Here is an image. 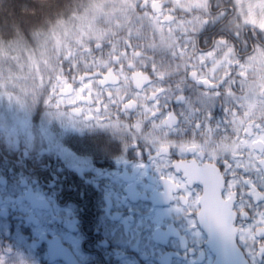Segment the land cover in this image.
I'll return each instance as SVG.
<instances>
[{"label": "trees", "instance_id": "1", "mask_svg": "<svg viewBox=\"0 0 264 264\" xmlns=\"http://www.w3.org/2000/svg\"><path fill=\"white\" fill-rule=\"evenodd\" d=\"M188 6L181 0H0V93L23 96L31 134L26 144L9 141L0 126V186L28 189L38 183L45 193L53 192L48 196L57 204H70L84 239L82 250L93 255L87 264L115 261L105 258L102 238L94 232L102 195L66 164V150L89 171L110 172L122 163L143 161L167 142L205 144L199 122L182 121L185 102L196 94L216 99L214 110L205 114L209 119L234 113V96L253 87L264 93V86H257L264 84V30L242 23L231 0ZM255 52L263 62L262 75L255 66L241 71ZM202 56L220 67L210 72ZM35 66L41 79L30 73ZM20 72L34 78L27 92L19 88ZM259 96L264 112V95ZM263 119L258 114L257 120ZM70 121L88 125L78 130ZM196 129L200 134L193 133ZM249 132L242 130V137ZM213 134L226 131L218 127ZM229 134L234 141L236 133ZM5 199L0 193V204ZM14 211L12 205L0 209L8 225L1 242L16 229L35 250L38 239L30 237L26 215ZM36 255V264L43 263Z\"/></svg>", "mask_w": 264, "mask_h": 264}, {"label": "rangeland", "instance_id": "2", "mask_svg": "<svg viewBox=\"0 0 264 264\" xmlns=\"http://www.w3.org/2000/svg\"><path fill=\"white\" fill-rule=\"evenodd\" d=\"M192 1L198 0H181L184 6L189 8L188 3ZM232 5L236 8L237 13L239 14L240 20L242 23L249 24L251 26H255L260 30H264V0H231ZM224 14V13H222ZM220 14V15H222ZM216 55V54H214ZM251 60L247 61L248 66L241 64V71L248 72L252 71L251 67L255 66L257 68V75H262V65L263 62L259 57V53L255 52L251 56ZM203 61L202 66L208 67L210 72L216 71L221 64L213 66L212 59L207 58L205 56L201 57ZM223 64V63H222ZM243 67H245L243 69ZM34 75V78L41 79V72L38 71V67H33V72H30ZM22 80L21 84H19V88L21 92H27L32 87V84L28 82V80L33 78L29 75V79L26 78L25 72H20ZM36 74V75H35ZM33 78V79H34ZM264 79V74L261 77ZM32 82V81H30ZM61 85V84H60ZM257 86L262 87L264 84L260 83ZM251 92V93H250ZM248 93V95H247ZM264 95V93L259 91L256 87L252 88L251 91H245L244 93L234 96V101L237 104V108L234 113H230L228 111L219 113L217 117H211L209 119L205 118L206 113H211L216 107V99L213 95L210 94H196V96L191 99V101H186L185 103V111L187 112L184 117H182V121L185 123L193 124L194 122H199L200 129H203L200 132V129H196L194 134L204 133L207 138V142L203 145H198L196 142H186L184 144L175 146V150L179 154L180 151H184L187 147L194 148V156L198 158H209L212 160H223L226 166L232 169V173L234 171H238L239 167H241L244 171L242 175H246L251 177L253 180L257 176V174H264V119L259 122L257 120L258 114L264 116L263 108L261 104L256 102L257 98L260 97L259 94ZM23 96L19 93V96L12 95L9 93H0V126L5 130V134L9 141L13 138V142H17L21 140L22 143L26 144L31 139L29 128V111L25 102H23ZM60 100L56 99V102L53 106L57 105V102ZM231 102V101H230ZM229 101L224 102L225 104L230 103ZM262 112V114L260 113ZM194 116V117H192ZM191 117V118H190ZM79 119V118H78ZM195 123V124H196ZM69 124L71 127H75L78 130L85 128L88 124H84L83 122L78 121H70ZM189 126H191L189 124ZM220 129H224L226 131V135L224 136H215L213 132ZM247 127V129L245 128ZM175 129V128H173ZM178 129L176 127L175 131ZM252 132L244 138L242 137V130H249ZM200 132V133H199ZM236 133V139L234 141L228 140V136L231 135L229 133ZM245 135V134H244ZM195 140H203L204 137L201 135L192 136ZM26 138H28L26 140ZM243 140L244 146H241L239 141ZM258 142L263 145L262 149L255 150L253 148V142ZM171 143L167 142L164 146H170ZM63 154L64 160L68 166L75 167L80 164L81 161L76 158L72 153V155L66 156L69 151H65ZM246 153V154H244ZM239 162V163H237ZM171 164V161L162 156L160 158L153 159L149 162H137L133 165H126L122 169L126 168H134L135 171L139 174H142L144 177L146 173H151L153 179H157L160 174L167 175L168 177L172 176L171 169L164 167V165ZM127 164V163H126ZM143 167H140V166ZM85 170L88 169L87 165H84ZM236 169V170H235ZM256 170V171H255ZM246 173V174H245ZM177 183L179 184L178 192L173 197V203L171 205H157L153 209L154 211H162L167 212L169 214L170 222L179 223L178 232L184 236H188L189 240L192 242L193 237L199 238L197 234L199 233L198 229H191V227L186 223L188 217L186 213L188 212V207L190 205V201L188 204L185 203L188 196L190 195L184 190V182L178 177H174ZM103 183L107 184V178L102 179ZM259 181V182H258ZM261 180H256L258 186H262ZM151 187L156 191L157 184L156 182L151 183V181H147ZM254 182V183H256ZM233 184V180L231 182ZM16 185H8L7 187L0 186V193L3 194V197L6 198L3 200V203L0 204V209L8 208L9 205H12L15 208L14 213L16 214H24L26 215L25 224L29 227L30 237L34 239H38L37 246L35 250L30 248V242L27 243L26 237L23 234L18 232L16 229L13 231V236H9L8 233L5 232V238L8 237V241L4 242L0 240V264H36L37 260H34L35 253H37L41 261H44L41 264H65L64 259H68L65 261H72L77 264H87L88 256L84 254L80 247V236L76 233V216L74 213V208L70 204L59 205L56 202V198L48 196V193H53L52 191L44 192L43 188L36 183L33 186H30L26 189L24 186L19 187L17 190ZM104 196L107 199V187H104ZM25 192L27 193V199L24 197ZM254 194V192H253ZM258 195V194H257ZM258 198L260 196L258 195ZM108 201V200H107ZM17 202V204L15 203ZM254 210H251V213L244 214L249 217L248 225L243 227L240 232L241 242L244 245L246 251L249 252L252 250V245L255 243V247L257 251H255V255L257 261H259L260 253L264 252V213L262 212L264 207L263 201H258L257 204L252 205ZM39 209H44L42 213H39ZM39 217L40 224H37V219ZM173 217V218H172ZM102 225H103V233L105 236L112 238L110 235V230L112 229L113 222L112 219H107V216L104 214L102 217ZM51 222V223H49ZM20 225V221L17 222ZM6 221L0 217V234L7 227ZM193 228V227H192ZM45 229L55 230L57 233L64 232L69 230L70 236L77 242V247L73 253L68 255H53L51 254L46 245L42 243V233ZM4 238V240H5ZM1 239V238H0ZM113 240V239H111ZM33 241V240H31ZM114 242V241H113ZM263 242V243H261ZM115 244V243H114ZM182 244V243H181ZM257 244V245H256ZM116 246V244H115ZM196 246V245H195ZM169 248L175 247V245H168ZM174 252L173 258L170 260V264H186L184 260V252H180L176 247L172 249ZM159 255L160 250L158 248L151 249L150 255L155 254ZM179 253L181 255H179ZM138 254L134 253L133 256ZM128 264H157L152 258V256H143L142 260L135 259L129 256ZM210 261V257L206 264ZM38 262V261H37Z\"/></svg>", "mask_w": 264, "mask_h": 264}, {"label": "snow or ice", "instance_id": "3", "mask_svg": "<svg viewBox=\"0 0 264 264\" xmlns=\"http://www.w3.org/2000/svg\"><path fill=\"white\" fill-rule=\"evenodd\" d=\"M72 155L67 153L66 156ZM176 155V153H173ZM73 156V155H72ZM211 159V157H209ZM93 163L96 167H102L95 160ZM239 163V162H237ZM140 167H143L142 165ZM169 169L174 166L170 163L164 165ZM225 167V165H221ZM229 171H232L230 168ZM101 177L107 178V200L109 203L110 216L113 222V227L110 230V235L113 238L117 247L113 248L112 255L120 261V264H128L129 256L127 250L135 252L139 256H148L151 249L158 248L160 250V264H170L171 253L165 251V247L170 243L178 247L180 237L178 235L179 223H172L169 219V214L162 211H154L157 202L155 190L147 182L142 174L135 171L134 168H126L121 170L115 168L110 172L98 173ZM171 181L170 191L178 188L179 184L174 177H168ZM184 190L189 193L186 204L190 201V205L201 207L207 202L210 196L217 195V189H210L202 182L194 183L185 176ZM256 180L264 181V174H257L253 182ZM192 184V187L188 185ZM227 185V181H225ZM239 188V185L237 186ZM240 195V193H237ZM219 196L222 199H227L226 193L221 189ZM44 209H39L42 213ZM190 216H195V213H189ZM247 219V218H244ZM41 222L39 217L37 224ZM51 223V222H49ZM201 223L207 227L203 229L206 233V243L211 250H215L220 257L217 264H245L239 260L235 253L234 240L235 237H230L226 231L216 227L213 218L205 215L201 218ZM199 227L193 224V228ZM203 233H198L197 236ZM196 237H193V242L179 244V248L184 250V260L186 264H203L202 260H197L198 249L195 247ZM42 243H44L48 251L53 255H68L75 251L77 242L70 236L69 230L57 233L54 229H45L42 233ZM204 248V244L200 245V249ZM255 243L252 245V250L246 257L247 264H257L255 255ZM201 257H204L203 251L199 252ZM191 257V258H190ZM260 258L264 260V252L260 253Z\"/></svg>", "mask_w": 264, "mask_h": 264}, {"label": "flooded vegetation", "instance_id": "4", "mask_svg": "<svg viewBox=\"0 0 264 264\" xmlns=\"http://www.w3.org/2000/svg\"><path fill=\"white\" fill-rule=\"evenodd\" d=\"M239 143L241 146H244L243 140H240ZM252 145H253V148L255 150H258L257 145H256V141L253 142ZM160 148L161 147H157V149H155L152 153L148 154L143 161L149 162L153 159L160 158V157L164 156V157L168 158L171 161V165H173V162L175 160H188V159L194 158L199 163L213 162L219 167V169L222 173V176H223V180H224L223 191L226 193V196L228 197L227 199L232 204V210L236 213V218H235V221L233 223L234 226L237 227L236 244L241 249V251L244 253L245 257H247L248 252L246 251L243 243L241 242L240 232H241V229L243 227L248 225V223H249L248 221H250V220H249V217L247 215L245 216L244 214L251 213V210L256 209L252 205L257 204L258 201H263V204H264V181H260L263 184V188H261L262 186H258L259 183H257L256 181H255L256 183L253 182V179L250 178L251 175H250V177H248L246 175H242V172L244 170L241 167H239L238 171H234L232 173L231 171H229L230 167L229 166L227 167L223 160L214 161V160L209 159V158L195 157L194 156V149L192 147H187L184 149V151H180V153L178 154L176 151L177 149L175 150V147L163 146L162 149H169V154L168 155L161 154L157 157L153 156L157 151L161 150ZM262 148H263V146L260 149H262ZM173 153H176V155H173ZM244 154H246V153H244ZM143 161H141V162H143ZM133 164H136V163H133V161L130 162L129 164H123L122 163V165L117 167V168L124 170V169H122L124 166L133 165ZM222 164L225 165V167L222 168L221 167ZM86 172L90 173V177L86 176V174H85ZM98 173H101V171H98V170H90L89 171L88 169L85 170V168L83 166V171L79 175V177H81L82 179L91 183L95 187V189L98 192H100L102 195V200H103L102 211L103 212H102V214H100V222H98L96 227H94V232L102 238L100 245H101V250L105 252V258L107 260L111 259V260L115 261V264H120V261H118L112 255V250H113V248L117 247V245L115 246L113 240H111L113 238L107 237L103 233L104 231H103V225L101 223L102 222L101 219H102L104 214L107 216V219L111 218V216H110V210H109V203L106 199V196H104V194H105L104 193V189H105L104 187L107 184L106 183L104 184L102 179H104L106 177H101L98 175ZM171 173H172V176L178 177L179 179H181L185 183L184 179L181 178L180 174L175 173L173 168H171ZM151 175H152L151 173H146L145 179L147 181H151V183L156 182V184H157V189L155 191L157 202H156L155 206H157V205H171L173 203V197L178 192V188L175 189L174 193L167 194V193H165L166 185H163L162 181L164 179H167L168 181H170L168 179V176L160 174V176L158 177V180L157 179L155 180L152 177H150ZM232 180H233V184H231ZM225 181H227V185H225ZM238 185H239V188H237ZM257 191L258 192L262 191L260 194V198H258ZM238 192L240 193V195L237 194ZM253 192H254V194H253ZM262 208H263L262 212L264 213V207H262ZM198 209L199 208H197L195 205H191L188 207V210H187L188 212L186 213L188 219H187L186 223H188V225L191 227V229H198L199 233H203L199 227L192 228L193 224L198 225V223L196 221V214H197ZM192 212L195 213L194 217L189 215V213H192ZM244 218H247V219H244ZM76 228H77V226H76ZM76 233L80 236V239H81L80 247L82 250L81 244L83 243L84 239L80 235L78 229L76 230ZM178 235L180 237V240L178 241V247H176V249H178L180 252H184L183 249L179 248V244L187 243L188 241H189V244H191L193 241L191 242L189 240L188 236H184V235L180 234L179 232H178ZM205 238H206V236L204 235V233L202 235H200L199 238H196L197 242L195 243V245H196L195 247L198 249V251H197V255L195 258L197 260H202L203 264H206V262L208 261V258L210 257V261L207 264H212L214 256L209 251V248L205 243L206 242ZM261 243H263V242H261ZM87 244H91V242L87 241ZM201 244H204L203 249H200ZM170 245H172V244L170 243ZM165 248L167 249V252L171 253V257H170V260H171L173 258L172 256L174 255V252L172 249H174L175 247L169 248L167 245ZM200 251H203L205 253L204 257L200 256V254H199ZM256 251H257V248H256ZM82 252L84 254H86L88 257L93 256L91 254H87V252H85L83 250H82ZM134 253L135 252H132L131 250H127V255L130 257H133L135 259V261H137V259L142 260V256H139L137 258L136 255L133 256ZM257 253H258V251H257ZM179 255H181V254L179 253ZM149 256H152L153 257L152 259L157 264H160V254L159 255H156V253L152 254V255L149 254ZM257 264H264V260L259 259V261H257Z\"/></svg>", "mask_w": 264, "mask_h": 264}, {"label": "water", "instance_id": "5", "mask_svg": "<svg viewBox=\"0 0 264 264\" xmlns=\"http://www.w3.org/2000/svg\"><path fill=\"white\" fill-rule=\"evenodd\" d=\"M256 145L257 149H260L262 147V144L260 143H256ZM161 154L168 155L169 149H161L157 151L153 156L157 157ZM173 166L174 172L180 174L182 179L187 176V178L194 183L202 182L206 187L218 190L215 197L210 196L207 202L199 207L196 214V221L199 225V228L203 232V229H205L207 225L201 223V218L206 214L211 216L217 228L226 231L230 237H235L234 247L236 256L240 261L247 264L244 253L236 244L237 227L233 224L236 218V213L232 210V204L230 203V201L228 199H222L219 196V190H223L224 188V180L219 167L213 162L199 163L194 158L188 160H175L173 162ZM75 171L78 175H80L82 173L81 165H78ZM162 184L166 185L165 193L172 194L175 192L176 188L170 191L171 181L164 179L162 181ZM188 186L191 187L192 184H189ZM204 235L206 236L207 234L204 233ZM207 246L209 248V251L214 256L212 264H217V260L220 257L216 254L215 250L212 251L210 246Z\"/></svg>", "mask_w": 264, "mask_h": 264}]
</instances>
